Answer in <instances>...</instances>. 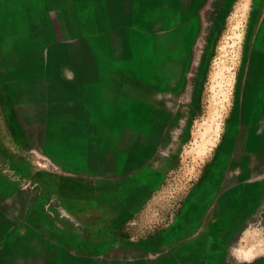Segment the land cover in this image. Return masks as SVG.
<instances>
[{
	"label": "rangeland",
	"instance_id": "obj_1",
	"mask_svg": "<svg viewBox=\"0 0 264 264\" xmlns=\"http://www.w3.org/2000/svg\"><path fill=\"white\" fill-rule=\"evenodd\" d=\"M200 3L0 0V264H264V0Z\"/></svg>",
	"mask_w": 264,
	"mask_h": 264
},
{
	"label": "crops",
	"instance_id": "obj_2",
	"mask_svg": "<svg viewBox=\"0 0 264 264\" xmlns=\"http://www.w3.org/2000/svg\"><path fill=\"white\" fill-rule=\"evenodd\" d=\"M200 1L202 3L204 0H200ZM201 3H200V5H201ZM62 68L65 70V72L69 73V71H68L69 67L67 65H62ZM64 78L70 79L69 76H66ZM1 93L3 94V93H5V91H4V88L2 87V85L0 84V94ZM0 101H1L0 102V141L7 148L11 149L12 144H13V140H12V137L10 135L9 125H8V123H6V118H5V117H8L7 120H9V117H10L9 109L6 108V97L3 95L0 99ZM77 102L79 103V105H81V109H82V112L80 113L81 114V120L87 125V127L90 130H93L95 127V124L98 120V114H97L96 109L94 108V106L91 102L86 103L85 99L83 98L82 95H80L78 97ZM88 106H90L89 109L87 108ZM27 150L28 151H32V150L37 151L35 144L32 148L28 147ZM43 150L45 151L46 148H44ZM48 153H49V151L47 150V157H48ZM47 157L43 156V158L40 160V165L42 167H45V168L50 167L48 164ZM39 176L41 177L42 173H40ZM197 239H198L197 235L191 236L189 238V242L197 241ZM187 245H189L188 247H190L192 244L191 245L187 244ZM185 258H186L185 253L180 250V251L176 252L173 256L170 254H167V256L159 257L157 259L156 263L157 264H180L179 261H181ZM156 263H153V264H156ZM189 264H192V263H189Z\"/></svg>",
	"mask_w": 264,
	"mask_h": 264
}]
</instances>
